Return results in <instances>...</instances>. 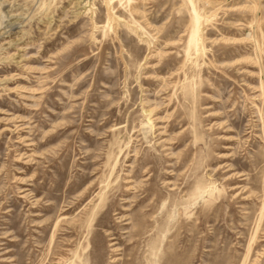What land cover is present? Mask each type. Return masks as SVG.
Masks as SVG:
<instances>
[{
  "label": "rangeland",
  "instance_id": "374dc122",
  "mask_svg": "<svg viewBox=\"0 0 264 264\" xmlns=\"http://www.w3.org/2000/svg\"><path fill=\"white\" fill-rule=\"evenodd\" d=\"M0 264H264V0H0Z\"/></svg>",
  "mask_w": 264,
  "mask_h": 264
},
{
  "label": "bare ground",
  "instance_id": "6f19581e",
  "mask_svg": "<svg viewBox=\"0 0 264 264\" xmlns=\"http://www.w3.org/2000/svg\"><path fill=\"white\" fill-rule=\"evenodd\" d=\"M193 13H194L193 15H195V16L197 15V14H195V11H194V10H193ZM195 20H196V19H195ZM194 36H195V33H193L192 36H190V37H191V38H189L190 43H193V41H194Z\"/></svg>",
  "mask_w": 264,
  "mask_h": 264
},
{
  "label": "built area",
  "instance_id": "2783aa9c",
  "mask_svg": "<svg viewBox=\"0 0 264 264\" xmlns=\"http://www.w3.org/2000/svg\"><path fill=\"white\" fill-rule=\"evenodd\" d=\"M214 1H217V0H214Z\"/></svg>",
  "mask_w": 264,
  "mask_h": 264
}]
</instances>
